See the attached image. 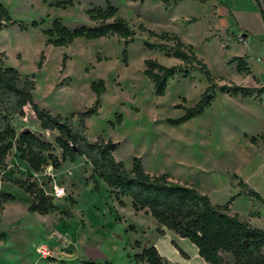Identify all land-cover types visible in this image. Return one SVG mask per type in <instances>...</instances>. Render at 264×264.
Masks as SVG:
<instances>
[{
	"label": "rangeland",
	"instance_id": "1",
	"mask_svg": "<svg viewBox=\"0 0 264 264\" xmlns=\"http://www.w3.org/2000/svg\"><path fill=\"white\" fill-rule=\"evenodd\" d=\"M58 1L61 0H0L12 19L27 27L21 30L17 24L0 30V53L7 57L4 65L35 76L33 95L39 107L53 115L70 117L93 105L91 84L104 80L107 91L101 96L99 114L86 121L87 135L91 142L103 138L120 143L115 158L128 170L134 158H141L147 172L170 174L174 182L195 188L214 203L230 201L239 181L242 189L250 188L264 197V135L258 133L264 132V105L241 102L239 97L217 92L215 102L204 114L182 125H171L169 119L185 114L179 106L193 107L208 82L197 70L190 71L188 78L179 73L169 82L166 94L157 96L154 84L144 74L145 61L156 60L177 70H183L184 65L166 56L165 51H174L172 42L151 37L139 28L143 25L158 34H177L183 43L193 46L220 85L261 88L264 72L254 75L249 69L239 74L237 64L228 63L243 55L245 46L240 35L224 30V20L217 19L214 25L220 30L209 31L207 7L195 4L167 7L151 0H73L74 5L67 8L51 5ZM220 1L236 9L256 8L253 0ZM108 4L116 7L118 15L136 32L135 42L128 47V65L123 61L124 42L117 37L80 38L67 47L47 44L44 31L51 28L54 20L60 19L70 29L93 27L96 23L86 10L94 6L106 8ZM217 8L221 15L226 14L221 5ZM211 12L217 16L214 10ZM177 16L173 23L168 21ZM187 17L201 21L186 25ZM35 22L37 27L33 26ZM145 42L162 45L165 51L148 49ZM120 115L122 123L118 124ZM13 124L17 129L32 131L37 119L28 109L27 116L15 118ZM41 130L33 132L48 134ZM243 131L255 134L256 144ZM58 154L61 156L60 151ZM29 175L52 196L58 211L48 216L28 211L32 198L13 181L26 180ZM94 180L85 158L64 163L57 171L49 166L43 172L31 173L14 149L7 166L0 168V239L6 241L5 246L0 242V264H134V255L140 253L135 243L152 245L158 239L157 223L150 215L136 213L130 199L121 207L103 181L98 180L96 191ZM55 187L63 189L65 195L57 197ZM4 192L15 200L5 202ZM259 202L260 223H264V204ZM247 206L248 198H240L235 204L240 209ZM64 211H70L71 216L61 215ZM256 215L257 211H250L248 216ZM40 246L48 247L53 258H41L36 252Z\"/></svg>",
	"mask_w": 264,
	"mask_h": 264
},
{
	"label": "trees",
	"instance_id": "2",
	"mask_svg": "<svg viewBox=\"0 0 264 264\" xmlns=\"http://www.w3.org/2000/svg\"><path fill=\"white\" fill-rule=\"evenodd\" d=\"M134 1L144 3L147 0ZM158 1L170 7L178 5L183 0ZM256 1L264 19V0ZM51 5L67 8L73 6L74 2L61 0ZM86 14L96 23L95 26L70 29L60 19H56L51 28L44 31L48 37L47 44L67 47L80 38L97 40L117 37L124 42L123 61L128 65V47L135 42L136 32L124 18L118 15V9L111 4L106 8L94 6L86 10ZM197 21V18H190L184 23L191 25ZM17 24L9 10L0 3V30ZM18 25L21 30H27L25 25ZM33 26L37 27L38 24L35 22ZM139 29L141 32H147L151 37L172 42L173 52L165 51L162 45L150 42H145L144 45L148 49L165 51L166 56L175 58L184 65L183 70H177L175 67H166L156 60L145 61L144 74L154 84L157 96L166 94L169 82L179 73H182L184 78H188L190 71L197 70L208 82L207 89L193 107L179 106L185 109V114L175 120L169 119L171 125L179 126L204 114L215 102L217 92L243 98L255 97L258 102H262L264 86L254 88L227 83L220 85L204 60L197 56L193 46L183 43L177 34L168 32L158 34L143 25ZM6 58L4 53H0V168L7 166V159L14 149L20 159L27 163L29 169L36 173L43 172L49 166L54 170H60L66 162L76 163L79 158H85L92 169V177L96 179L94 180L96 191H99L98 180H101L121 207L126 206L123 199L130 198L136 213L145 212L155 219L159 224L157 228L159 234H163V227L181 238L188 239L198 248L199 255L208 264H264V228L243 222L238 214H229L230 205L236 196L224 205L214 204L209 196L195 188L174 182L170 174L157 175L147 172L141 158H134L132 168L128 170L115 158L120 143L106 141L103 138L95 142L89 140L86 121L99 114L101 96L107 91L104 80L91 84V90L95 94L91 107L73 113L70 117L53 115L50 111L39 107L34 100L35 76L23 75L17 69L4 65ZM42 59L43 55L39 67L42 66ZM66 59L67 55L64 56L63 67L66 66ZM100 60L101 58H98V61ZM228 63L237 64L236 69L239 74L249 72L247 63L242 57H233ZM28 109L40 122L42 130L58 132L54 143L44 140L29 129H17L14 126L15 118L19 116L25 118ZM117 123H122L121 115ZM250 141L256 144L257 139L251 137ZM59 151L61 156L58 154ZM13 184L32 198L28 206L29 212L48 216L58 211L52 196L32 180L31 175L26 180H14ZM238 186L243 187L241 181ZM238 195H248L264 204L261 196L251 189L244 188ZM2 197L5 202L15 200V197L9 193H3ZM71 204L74 205L75 200H72ZM60 214L64 217L71 216L70 211ZM132 227L135 230V227ZM135 246L141 248L140 242L137 241ZM179 250L186 255L181 249ZM133 262L134 264H168L155 246L143 248L140 253L134 255Z\"/></svg>",
	"mask_w": 264,
	"mask_h": 264
},
{
	"label": "crops",
	"instance_id": "3",
	"mask_svg": "<svg viewBox=\"0 0 264 264\" xmlns=\"http://www.w3.org/2000/svg\"><path fill=\"white\" fill-rule=\"evenodd\" d=\"M151 1L157 2L158 0H151ZM201 1H204V3H201ZM253 1L256 3V8L254 10H250V11L232 8L231 6L225 4L224 2H222L220 0H183L175 7H179V6H182V5L187 4V3L199 5L202 8L207 7L208 13L205 17L208 19L209 23L211 24L209 31L213 30V29L220 30V28L216 27L214 25V23L217 20H220V21L224 20V22H225L224 30L230 29L236 35H240L241 38L243 39L242 45H244L245 47L243 49V55L241 57L244 58V60L246 61L248 68L250 69V71L254 75H260L262 72H264V19H263V16L259 10L257 1L256 0H253ZM158 3L161 4L162 2L158 1ZM219 5H221L226 10V14L221 15L219 8H217ZM211 10H214V12L217 13V16H214L213 13L211 12ZM190 18H197V17H187L186 19L188 20ZM177 19H178V16L173 17V18L170 17L168 21L170 23H173ZM197 19H198V21L195 24H198L201 21L200 18H197ZM220 34L222 35L223 32H220ZM254 88H258V87H254ZM263 96L261 97L262 98L261 103L258 102V100L255 97L251 98V100L248 99L250 97H247V98H243L241 96H235V97H239V98H237V100L241 101V102L247 100V101L256 103L260 106H263L264 105ZM25 114H26V112H25ZM19 117L23 119V117H21V116H19ZM21 129H24V128H21ZM36 129L41 130L40 122H38V121H37V126L33 125L32 132ZM41 131H43L44 133H48V134H46L47 136L45 134H39V133L35 132L36 135H38V136L42 137L44 140L52 142V143H54L55 138L58 136L57 131H48V130H41ZM243 133L245 134L246 137H248L249 135H250L249 138L255 137L254 136L255 134H252L251 132L249 133L248 131H243ZM258 133H263V135H264L263 131H260ZM30 172L36 173V172L31 171V170H30ZM100 181L101 180H99V182ZM248 189H250V188H248ZM241 190H242V188L238 187V190L233 195V197L234 196H236V197L234 198V200L232 201V203L230 205L229 214H231V215L238 214L239 218L243 222L249 223L250 225H252L254 227L264 228V225H260V224H264V223H260L261 219H262V214H261V211L259 208L261 205L260 202L257 199L252 198L248 195H240L239 196L238 193ZM4 193H7V192H4ZM256 193H258L260 195L259 192H256ZM260 196L264 200V197L262 195H260ZM240 198H248L247 208L240 209L238 207H235L236 202ZM126 199H130V198H124L123 199L125 204L128 203ZM214 204L224 205L223 203H214ZM250 211H257L258 215L254 216V217H249L248 215H249ZM139 213H144L145 215H149V214H146L145 212H139ZM157 228H159L158 223L156 225V231H157ZM162 230H163V234H159L157 232L158 233V239L152 245L149 244L148 246H145L142 242L139 241L141 244V248H138L139 251H141L143 248H146V247L155 246L158 249L160 255L164 258L165 261L168 262V264H208L199 255L198 248L193 243H191L188 239L181 238L179 235H177L173 231L167 230L163 227H162ZM134 231H137L136 227H135ZM3 235H4V233L1 234V236H3ZM7 240H8L7 243L9 244V241H10L9 237L7 238ZM0 242H2L3 245L5 246L6 241H2V239H0ZM179 249H181L186 255H183Z\"/></svg>",
	"mask_w": 264,
	"mask_h": 264
},
{
	"label": "built area",
	"instance_id": "4",
	"mask_svg": "<svg viewBox=\"0 0 264 264\" xmlns=\"http://www.w3.org/2000/svg\"><path fill=\"white\" fill-rule=\"evenodd\" d=\"M240 41L243 42V39L240 38ZM54 191H55L54 194L57 197H63L65 195V191L63 189H61V188L55 187ZM36 252L43 259L53 258V254H52L51 250L48 247H46V246L38 247L36 249Z\"/></svg>",
	"mask_w": 264,
	"mask_h": 264
},
{
	"label": "water",
	"instance_id": "5",
	"mask_svg": "<svg viewBox=\"0 0 264 264\" xmlns=\"http://www.w3.org/2000/svg\"><path fill=\"white\" fill-rule=\"evenodd\" d=\"M98 256H101V253H99Z\"/></svg>",
	"mask_w": 264,
	"mask_h": 264
}]
</instances>
